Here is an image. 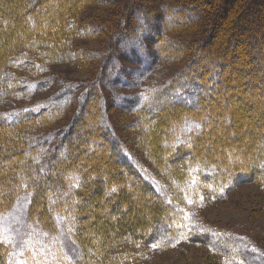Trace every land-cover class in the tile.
<instances>
[{"label":"rangeland","instance_id":"374dc122","mask_svg":"<svg viewBox=\"0 0 264 264\" xmlns=\"http://www.w3.org/2000/svg\"><path fill=\"white\" fill-rule=\"evenodd\" d=\"M205 1L210 4L195 8L202 0H69L72 3L62 16L60 14V22L34 41H24L25 44L17 42L13 53H10L13 61L5 66V71L9 70L12 76L25 82L40 81L43 86L32 94L11 93L4 96L0 102V110L44 103L52 94L68 91L70 100L58 113L32 119L13 130L22 135L23 147L28 138L30 143H34L47 134L51 136L52 140L45 150V154H48L60 140L67 142L77 139L86 149L90 139L85 137V130L89 131V136L102 134L103 129L95 131L94 124V119L100 117L102 111L90 110L91 104L95 103L97 107L102 100L105 104L104 116L106 115L111 130H108L110 136L106 137L103 145L97 146L100 151L104 150L102 157H94L97 170L105 168L106 164L109 166L108 162L112 161L118 171L124 173L121 177L125 179L123 181L127 184V189L135 190L139 194L137 183L127 179L130 174L121 159H118L119 154L114 153L115 150L112 154L108 149L113 139L124 142L133 152V156L161 181L170 195L181 202L189 226L196 227L197 230L210 228L244 238L247 248H254L256 255L264 259V172L259 178H253L249 168L242 166L241 169H245L243 174L249 172L250 175L242 176L245 180L236 183L221 197L210 195L211 189L194 175H188L189 180L184 187L183 182L173 181L172 176L191 173L193 167L192 164H187L189 159L180 162L175 158V168L169 169L167 164L165 168L169 170H164L166 161L163 163V154L158 158L157 150L152 148V137L156 132V125L159 130L166 125L167 115L184 119L183 116L197 110L198 105L191 107L180 103L178 106H160L159 109L151 107L150 110L158 115V121L149 129L143 118L146 116L147 121L150 114L140 115L129 107L140 91L153 93L179 77L181 80L186 76L190 80H202L204 85L212 87V92H208L206 87L202 90L199 103L201 108L197 112L205 113L207 109L202 106L213 103L211 106H215L217 111L224 114L226 111L230 112L233 120L229 123L223 115L216 123H204V140L200 139L201 142L195 143L194 147L190 145L192 150L196 154L200 152L204 156L223 159L228 164L235 159L253 162L257 169H261L258 153L263 150L264 145V94L258 91L260 82L264 80V44L259 42L255 47L247 44L239 46L235 51L229 45H224L223 40L226 35L231 37V30L223 28V22H241L239 13L245 0L234 1L232 8L228 10V20H223L221 0ZM142 7H145L143 11ZM19 16L22 17V14ZM29 21L27 18L25 21L20 18L15 23L27 24ZM4 23L6 29L14 25L13 20H0V24ZM253 32L258 37L259 31ZM50 33L54 40H47ZM11 35L14 36V33L11 32ZM240 37L233 39L236 41ZM222 52L227 60L223 57L225 61L219 78L223 77L216 80V77H211L215 66L211 70L202 66L209 61L219 60ZM139 55H144L148 69L138 62ZM250 72L262 78L259 85L258 81L251 83L249 87L242 83ZM12 84L13 82L10 86ZM95 90L97 95H94ZM161 103L160 101V105ZM230 107H233L232 111L227 110ZM208 109L210 111L209 107ZM200 113L198 116L203 117L204 114ZM211 125L214 126L212 132H208ZM13 131L10 129L7 133ZM250 143L253 144L247 146ZM8 145L18 146L13 141ZM67 147H70L69 143ZM243 147H247L248 151ZM40 153L41 156L44 151ZM181 154L185 155L181 151L172 152L174 157ZM46 156L44 155V159ZM41 165L44 167L46 160ZM46 167L48 173L51 169L48 168L50 166ZM241 171L236 169L238 173ZM92 185H95V189L96 183ZM111 185L112 183H102L105 193ZM97 195L93 193V198L89 200L96 199ZM148 197L145 200L140 195L132 197L134 208L140 207L147 213L150 203L152 206L165 208V203L153 201L156 200L153 194H148ZM26 209V202L21 198L11 207L2 223L0 222L17 240L32 232H28L26 227ZM98 210L99 208L95 210L96 213ZM91 211L93 206L91 202H87L83 212L90 217ZM146 218L147 222H151L149 215ZM64 242L70 256H75L77 244L68 237H64ZM201 243L190 242L180 235L179 239L168 245L153 247L155 244L130 241L123 242L111 252H118L115 264H228L223 254L214 253Z\"/></svg>","mask_w":264,"mask_h":264},{"label":"trees","instance_id":"16d2710c","mask_svg":"<svg viewBox=\"0 0 264 264\" xmlns=\"http://www.w3.org/2000/svg\"><path fill=\"white\" fill-rule=\"evenodd\" d=\"M234 1L221 0L223 20L227 18L228 10L232 8ZM71 3L69 0H0V20L14 21V25L7 28L10 32L5 28L6 23L0 24V102L4 96L11 93L32 94L43 86L40 81L25 82L21 78L12 76L9 70L5 71V66L6 64L10 65L13 61L10 53H13L17 42L25 44L24 41H34L43 36L46 30L60 22V14L62 16ZM208 3L210 4V2L202 0V3L195 8L203 7ZM132 8L133 3L130 5V9ZM144 9L145 7L141 8L142 11ZM241 9L239 13L241 22L238 20L231 22L228 19H226L228 20L226 24L223 22V28L231 30L229 31L231 37L226 35L223 40L224 45H229L234 51L239 46L247 44L252 47H255L259 42L264 44V0H245ZM21 14L22 17L19 16ZM142 15L144 16V13ZM20 18L22 21H25L26 18L30 21L27 24L20 22L16 25V20ZM12 28L15 29L12 30ZM254 30L259 31L258 37L253 32ZM11 32L14 33V36L11 35ZM63 34L65 37L66 31ZM237 36L241 37L235 41L233 37L237 38ZM47 40H54L51 33ZM223 53L219 56V60L209 61L202 66L206 70H211L215 66L211 77H216V80L219 78L223 61H225ZM227 54L230 53L227 52ZM235 55L236 53H234ZM143 56L139 55L138 62L148 69ZM180 78L150 94L140 91L129 106L132 111L140 115L150 114L147 121L146 116L143 118L147 122L145 126L149 129L154 127L153 123L158 121V115L150 110L151 107L159 109L160 106L169 107L171 104L178 106L180 103L191 107L198 105L197 110H192L190 114L184 115V119H179L175 115H167L166 125L161 130L155 124L154 131L156 132L152 137V148L157 150L158 158L163 154V160H161L163 163L166 161L164 170L175 168L173 167L174 162L177 161L175 158H178L180 162L189 159L187 164H192V172L185 175H174L172 180L178 183L180 180L185 187V183L189 180L188 175H194L211 189L209 193L214 197L224 195L236 183L245 180V177L250 175L249 172L254 175L253 178H259L258 176L264 172V145L262 146L263 150L258 153V157H260L258 163L261 169H257L253 162L236 161L235 159L228 164L223 159L204 156L200 152V154H196L192 150L190 145L194 147L195 143L201 142L200 139L202 140L204 137V123L208 121L216 123L223 115L229 123L233 119L230 112L226 111L224 114L217 111L215 106H211L213 103H206L207 105L202 106L207 109L205 113L197 112L201 108H199V103L202 90L206 87L208 92H212V87L208 84L204 85L199 79L190 80L187 76L182 80ZM260 79L262 78L250 72V75L242 83H246V86L249 87L251 83L258 81L259 85ZM12 82L13 84L10 86ZM260 83L261 91L259 90L258 93L264 94V80ZM94 95H97L96 90ZM69 100L70 93L62 91L52 94L44 103L37 102L34 105L0 110V222L2 223V219L4 220L11 207L22 198L27 206L26 227H28V232L32 230L29 236H23L24 238L21 237L20 240H17L0 223V264H115L118 252L113 253L111 250L120 247L123 242L136 241L139 244L168 245L179 239L180 235L190 242L201 241L212 252L223 254L228 264L264 262L263 258L256 255L254 248H247L244 238L213 231L210 228L197 230L196 227L189 226L188 220H186V211L181 202L170 195L161 181L156 179L145 165L133 156V152L124 142L110 140L112 143L109 144L108 149L112 154L114 150V153L119 154L118 159H121V163L130 174L127 179L137 183L139 194L135 190L127 189L125 186L127 184H124L125 179L121 177V174L124 173L119 172L112 161L108 162L109 166L106 164L105 168L97 170L94 157L96 155V157H102L104 152V150L100 151L97 146L103 145L106 137L110 136L108 130H111L110 123L105 117L106 115L104 116L105 104L101 102L102 100L100 103L98 102L97 107H95V103L90 107V110L101 109L102 111L100 117L96 115V119L93 118L96 121L94 123L96 124L95 131L102 128V134L89 136V131L85 130V137L90 139L89 147L87 145L86 149L77 139H70L67 142L60 140L48 154H45L46 147L52 140L48 134L37 139L34 143H30L28 138L23 147L22 135L13 130L32 119L55 115L63 106L67 105ZM233 107L227 110L232 111ZM180 113L182 112L180 111ZM198 113L204 114V116L199 117ZM234 121L236 124L238 123L237 120ZM190 124H199L200 128H193L191 132H188L185 129ZM213 127L211 125L208 132H212ZM10 129L13 133H7ZM216 134H218L217 131ZM85 139L84 142H86ZM10 141L18 146H9ZM68 143L70 149L67 147ZM251 144L253 143L247 146L250 147ZM104 148L106 147L104 146ZM170 149L174 153L181 151L185 155L174 157L169 151ZM243 149L247 150V147H243ZM42 150L44 153L43 156H40ZM165 151L167 153H164ZM44 155H47L48 158L46 156L44 159ZM45 160L46 165L43 167L41 164ZM167 164L169 169L165 168ZM46 166H50L48 168L51 169L48 170L49 172L47 171L48 173L45 170ZM242 166L249 168L247 174H243L245 169H241ZM238 168L239 172L242 170L241 173L236 172ZM92 183H96L95 189H93L95 185ZM102 183H112L106 193ZM83 187H86L85 190H82ZM114 187L117 190L112 192L111 189ZM93 193L98 195L96 199L90 201L89 199L93 198ZM148 194L149 196L153 194L156 197L154 202L158 200L157 202L165 203V208L152 206L150 203L148 213L143 212L140 207L135 209L132 197L140 195L141 199L145 200L149 198ZM87 202H91L93 206L90 217L87 216L88 213L83 212ZM97 208L99 210L96 213ZM148 215L151 222H147ZM64 237H68L77 244L75 256H70Z\"/></svg>","mask_w":264,"mask_h":264},{"label":"snow or ice","instance_id":"6c2138e0","mask_svg":"<svg viewBox=\"0 0 264 264\" xmlns=\"http://www.w3.org/2000/svg\"><path fill=\"white\" fill-rule=\"evenodd\" d=\"M193 128L195 129H199L200 125L199 124H190L185 130L188 132H191L193 130ZM77 187L79 186L78 184L76 185ZM117 189L114 187L111 189L112 192H115ZM153 247H155V245H153Z\"/></svg>","mask_w":264,"mask_h":264},{"label":"bare ground","instance_id":"6f19581e","mask_svg":"<svg viewBox=\"0 0 264 264\" xmlns=\"http://www.w3.org/2000/svg\"><path fill=\"white\" fill-rule=\"evenodd\" d=\"M231 109V108H230Z\"/></svg>","mask_w":264,"mask_h":264}]
</instances>
